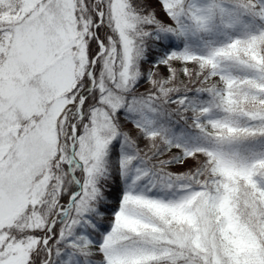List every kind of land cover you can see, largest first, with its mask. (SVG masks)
<instances>
[{"label":"snow or ice","instance_id":"6c2138e0","mask_svg":"<svg viewBox=\"0 0 264 264\" xmlns=\"http://www.w3.org/2000/svg\"><path fill=\"white\" fill-rule=\"evenodd\" d=\"M0 264H264V0H0Z\"/></svg>","mask_w":264,"mask_h":264}]
</instances>
